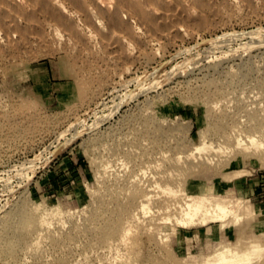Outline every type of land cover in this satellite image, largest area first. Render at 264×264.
<instances>
[{"label": "rangeland", "instance_id": "1", "mask_svg": "<svg viewBox=\"0 0 264 264\" xmlns=\"http://www.w3.org/2000/svg\"><path fill=\"white\" fill-rule=\"evenodd\" d=\"M90 1L0 5V264H264V0Z\"/></svg>", "mask_w": 264, "mask_h": 264}, {"label": "bare ground", "instance_id": "2", "mask_svg": "<svg viewBox=\"0 0 264 264\" xmlns=\"http://www.w3.org/2000/svg\"><path fill=\"white\" fill-rule=\"evenodd\" d=\"M6 0H0V5L4 4ZM13 1H18V0H13ZM24 2H30L31 0H22ZM47 4H49L48 6H50L51 8H55V6L58 5L57 0H44ZM89 1V0H88ZM105 1V0H104ZM108 1V0H107ZM113 5H112V13H113V19L115 21H120V10H126L128 13H130V16L133 14L134 16H144L145 18H149L151 13H157L160 16L165 17L166 16V9L164 8L163 5H165L167 3V1H169V3L171 2V0H110ZM173 1V0H172ZM43 2V1H42ZM90 2H92V7L90 9L85 8L84 12L86 13V15H90L93 14L95 11L97 12H103L101 9L102 4H101V0H91ZM89 2V3H90ZM111 3V4H112ZM6 4V3H5ZM60 4V3H59ZM174 4V2H173ZM172 5V4H171ZM177 5V3H176ZM175 5V6H176ZM173 6V5H172ZM72 7V6H71ZM109 7V6H108ZM178 7V6H177ZM104 8V7H103ZM18 9V8H17ZM49 8H47L46 10H48ZM111 9V7H110ZM177 11V10H176ZM46 12V11H45ZM78 12V11H77ZM178 12V11H177ZM174 13L176 14V12L174 11ZM55 14V13H54ZM158 15V16H159ZM135 16V17H136ZM172 16V15H170ZM52 17V16H51ZM105 16H103L102 18H104ZM132 17V16H131ZM156 17V16H155ZM167 17V16H166ZM63 18V17H62ZM158 18V17H156ZM55 19H57L58 21H60V19L57 17H55ZM138 19V18H137ZM160 19V18H159ZM165 19V18H164ZM53 21V20H52ZM140 21V20H139ZM138 21V22H139ZM165 21L167 22L168 20L165 19ZM107 22V21H106ZM165 22V23H166ZM61 23V21H60ZM122 23V22H121ZM141 24V23H140ZM100 25V24H99ZM108 25V23H107ZM106 25V26H107ZM60 26V24H59ZM116 26V25H115ZM120 26V24H119ZM109 27V26H108ZM106 28V27H105ZM110 28V27H109ZM121 28V26H120ZM69 29V28H68ZM63 30V29H62ZM108 30V29H107ZM111 30V28H110ZM68 32V30H67ZM58 33V32H57ZM71 35V34H70ZM69 35V36H70ZM72 39V38H71ZM117 104V103H116ZM121 104V103H120ZM116 106V105H115ZM121 106V105H120ZM120 108V107H119ZM116 109H118V107L116 106ZM113 110H111L112 112ZM115 112V110H114ZM110 114H113L110 113ZM108 116V115H107ZM110 116V115H109ZM108 116V117H109ZM106 117H104L105 119ZM102 119V118H101ZM76 133V132H75ZM74 133V134H75ZM73 137V136H72ZM75 137V136H74ZM240 137V136H239ZM73 139V138H72ZM240 139V138H238ZM250 141H252V139H249ZM70 141V140H69ZM241 141V140H240ZM245 141V140H244ZM243 141V142H244ZM67 142V141H66ZM239 142V141H238ZM241 142V144L243 143ZM237 143V142H236ZM239 144V143H237ZM243 145V144H242ZM56 153V152H55ZM56 156V155H55ZM47 159V158H46ZM50 161V160H49ZM32 167V166H31ZM240 202V201H239ZM185 206V218L183 219V221L186 222V224H197V223H201L204 224L206 223L208 220H213V219H217L220 217V215L217 213H224L225 212V207L219 206L218 204H212L209 200V198L204 197V196H198V198L190 203H186L184 204ZM238 206V205H237ZM142 208H144V206H141ZM199 215V219L196 220V216ZM222 218V217H221ZM225 261V260H224ZM227 261V260H226ZM231 261V260H230ZM229 261V262H230Z\"/></svg>", "mask_w": 264, "mask_h": 264}, {"label": "built area", "instance_id": "3", "mask_svg": "<svg viewBox=\"0 0 264 264\" xmlns=\"http://www.w3.org/2000/svg\"><path fill=\"white\" fill-rule=\"evenodd\" d=\"M262 188H264V186H262ZM259 202H264V189H262L260 195H259Z\"/></svg>", "mask_w": 264, "mask_h": 264}]
</instances>
